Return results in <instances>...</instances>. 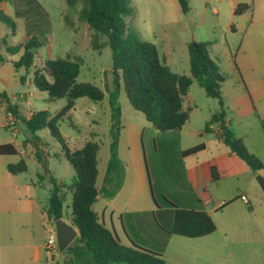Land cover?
<instances>
[{"label":"rangeland","instance_id":"374dc122","mask_svg":"<svg viewBox=\"0 0 264 264\" xmlns=\"http://www.w3.org/2000/svg\"><path fill=\"white\" fill-rule=\"evenodd\" d=\"M188 1L190 10L183 14L177 0H131L134 13L127 21L128 28L142 39L154 43L160 58L166 59L167 65L174 73L190 77L188 46L192 42H204L211 45V56L217 60L223 74V93H231V89L238 84L258 86L260 91L253 95V99L244 93L242 97L237 98L234 105L229 104L228 116L232 119L235 136L240 138L241 135L235 131L237 128L241 132H247L248 140H243L244 144L249 145L248 150L251 153L259 154L264 164V130L262 127L258 129L250 125L259 121L258 115L264 120V4H261L264 1L256 0L255 10L246 12L241 17H234L231 0ZM15 11L26 12V16L17 19ZM3 12L15 21L14 36H11V28L0 22V35L8 36L5 40L8 47L22 43L26 39L28 23L31 25V33L38 36L41 43L35 62L50 82L52 78L45 69V62L65 58L71 53L83 59L77 82L91 83L104 94L101 101H93L88 97L79 98L73 109L58 117L57 114L66 105L65 99L44 104L39 98L44 96L48 99L47 93L31 96L28 87L19 84V76L16 85H11L10 89L5 88L10 99L11 93L24 94L25 98L32 97V101L38 99L35 103L36 109L30 105L26 112L46 109L50 112L51 119L58 117L55 123L53 121L57 128L55 136L51 134L50 129H45L47 133L38 132L32 141L38 146L37 149L46 150L40 162L36 157L35 148L31 146L26 151L27 156L10 157L12 163L25 159L28 171L21 178L29 182L44 180L43 185L36 188V195L42 205H46L52 189L51 177L60 180L66 178L68 183L71 181L68 166H72L67 160L62 144L55 137L60 135L69 150L94 139L100 145L101 160L102 156L112 155L118 141L127 144L133 127H138V143L143 148L144 163L149 174L150 193L148 192L147 196L152 198L153 194L158 206L153 218L148 215L149 222L154 221L156 225L159 222L164 229L170 230L173 220L171 204L182 205L183 197L189 193L176 138L178 132L156 131L141 112L132 108L125 92L122 90L119 93L113 83L112 52L107 38L101 36L100 42L105 46L94 50L93 32L69 10L66 0H11V4L8 3ZM4 68L5 76L12 77L11 66L5 65ZM26 76L28 77V74ZM224 99L230 101L229 98ZM18 100L19 97L16 101ZM191 105L199 107L198 115H194L199 123L206 119L210 111H219L218 101L208 98L197 81H193L185 99V108L189 109ZM2 121L0 117V124ZM245 125L251 127L244 130L242 127ZM117 127H120V138ZM11 136L9 129L0 126V143L11 139L21 142L25 138L23 132L17 137ZM209 138L215 140L212 134ZM189 143L183 142V146ZM81 146L79 145V149L83 148ZM112 162L115 163V159ZM214 189H217L216 185L213 191ZM230 195L231 188L227 182L220 185L219 199L227 201ZM215 205L216 201L209 200L208 210ZM65 210L71 211L70 198L65 202ZM251 212L241 200L212 212L216 231L197 239L174 236V241H171L168 248L169 255L182 260L184 264H198L205 256L206 259L214 257L213 249L224 245H247L257 249V255L240 251L239 264H264V208H258L255 216ZM144 227H147L144 232L150 231V224L145 222ZM129 234L131 239L142 247L157 249L151 244L153 236L142 232L136 235L132 231H129ZM177 243H185L187 251L176 252ZM74 244L82 245L78 242ZM59 255L58 264H64L63 252ZM42 264H50L45 255Z\"/></svg>","mask_w":264,"mask_h":264},{"label":"trees","instance_id":"16d2710c","mask_svg":"<svg viewBox=\"0 0 264 264\" xmlns=\"http://www.w3.org/2000/svg\"><path fill=\"white\" fill-rule=\"evenodd\" d=\"M177 1L181 12L187 14L190 10L189 1ZM0 3H11V0H0ZM66 3L69 10L77 15L78 20L87 24L93 32L94 50H100L105 46L100 42L101 36L107 38L112 52L115 87L118 91L125 92L132 108L141 112L156 131H180L186 125L190 118V109H186L184 103L193 81L199 83L207 97L218 101V114L212 116L210 122L216 119L224 122L225 107L221 91L224 77L217 60L211 56L210 44L190 43L188 46L190 77L179 75L170 69L165 58H160L154 43L142 39L128 28L127 21L134 13L131 0H66ZM249 8L248 4L241 3L237 5L235 15L240 16ZM25 14L26 12H23L21 15ZM0 22L15 32L14 20L1 10ZM40 48L39 37L32 35L23 43L10 47L8 51L12 55L23 51L20 59L13 63L15 71L23 69L26 75L31 74L35 87L47 93L49 102L66 100L65 107L57 114L58 117L73 109L79 98L103 100L104 94L98 87L88 82H77L83 64V59L77 55L69 53L65 58L47 60L44 66L52 78L50 82L44 71L35 66ZM26 75L20 77L21 83H25ZM0 98L6 97L0 93ZM9 111L15 115L12 106L9 107ZM57 116L51 119L48 110H38L32 113L26 126L34 135L50 129L51 134L55 136L57 128L53 121L56 122ZM55 138L62 144L75 175L68 185L51 177L52 189L45 207L48 218L69 220L79 232L77 241L85 246L96 264H168L161 254L133 244L130 246L122 244L118 236L100 221L94 211L93 206L98 201L100 193L97 187L99 143L92 139L83 148L71 151L60 135ZM222 139L231 153L246 163L254 174L264 170L263 162L248 150L242 138L235 136L234 130L223 127ZM203 147L204 145H199L190 148L183 151V154L196 153ZM17 154L18 150L13 144L0 145V155ZM43 156L44 150H38L36 157L39 162ZM27 170L24 158L17 164L8 165V171L12 174ZM212 171L215 178V169ZM68 195H71L70 213L65 210ZM231 203L230 201L223 203L220 210ZM171 205L173 221L169 234L197 239L216 231V224L208 213ZM70 248L68 247L65 252Z\"/></svg>","mask_w":264,"mask_h":264},{"label":"crops","instance_id":"0c3cea01","mask_svg":"<svg viewBox=\"0 0 264 264\" xmlns=\"http://www.w3.org/2000/svg\"><path fill=\"white\" fill-rule=\"evenodd\" d=\"M241 3L250 6L247 12L255 10L257 6L256 0H231L230 4L233 8L234 17H236L235 9L237 5ZM261 4L263 5L264 2ZM7 5L8 3H0V10H5ZM17 12L18 11H15V17L17 19L26 16L21 15L22 13L19 15ZM243 14L239 17L243 16ZM27 30L26 39L33 35L30 31L31 25L29 23L27 25ZM11 36H14V32L11 33ZM7 37L8 36L2 37V35H0V93L6 97L5 99H0V101L3 102V104L0 103V117L3 119L0 126L9 129L6 127L5 123L7 112L9 111L8 109L12 106L15 113L16 137L23 132L25 138L21 142H16L11 139L0 143V145L11 143L18 150L17 155H0V264H42L44 255L48 260L47 254L44 251V243L51 225H54L53 219H49L45 212L46 205H42L40 198L36 195V188L43 185L44 180H42V182H35L34 180L29 182L21 178L25 172L12 174L8 171L9 164H17L12 163L10 157L19 155L27 156L26 151L29 146L35 148V153H37L38 150L40 151L39 148L37 149L38 146L32 142L36 135L32 134L26 126V122L32 115L29 110L26 112V109H28L30 105H32L33 109H36L35 103L38 99L32 101V97L25 98L24 94L16 95L14 93H11L12 99H10L5 88L10 89L11 85H16V79L17 76H19V84L27 86L31 96L35 94L42 95L43 93L35 88L31 74L28 75L25 83H21L20 77L26 75L25 71L21 69L19 72H16L13 63L20 59L23 51L15 55L10 54L8 51L10 47H8L6 42L4 43ZM4 64L11 66L12 77L11 75L9 77L5 76ZM35 66H38L36 62ZM22 71L24 73H22L23 75L21 74ZM121 91L122 90H120L119 93H121ZM259 91L260 89L258 86L255 87L253 84H238L231 89V93L225 94V92H222V99L225 107L224 122L219 119L210 122L212 116L218 114V110L216 109L214 113L210 111V114L206 115V119H204L202 123H199V121L196 120L197 118H194V115H198L199 107L196 105H191L189 107L190 118L186 125H184L180 131H177L178 134H176L186 183L189 189V193L182 199L183 204L179 207L204 211L213 219L212 212L220 210L223 203L230 201L232 202L231 204H233L238 200L242 201L241 197L245 196L249 201L247 206L249 210L252 211V215L255 216L258 208H264V192L256 180L259 174L264 177V170L254 174L246 163L235 154L231 153L230 148L224 144L222 139L223 127H227L231 130L235 129L232 119L228 116V105H234L237 98L242 97L244 93L253 99V95L255 96ZM18 97L19 100L16 101ZM224 98H229L230 101L228 102ZM39 99H41L44 104L49 102L44 96ZM38 110L46 109H37L35 111ZM20 111H22V113H19ZM258 120V122L250 125L258 129L262 127L264 130V120H262L259 115ZM209 122L210 124L207 125ZM245 126L242 127L244 130L251 127L249 125ZM139 129L138 127H133L128 136L127 144L126 142L118 141L114 152H111L112 155L102 156L100 160L99 151L97 187L100 193L98 201L94 204L93 209L100 218V221L118 236L122 244L127 246L133 244L142 247L140 243L131 239L129 231L134 232L136 235L141 232L146 233L153 236V243L151 244L153 248L157 249H145L163 255L168 264H184L182 260L171 257L168 252L169 245L171 241H174L173 237L176 235L169 234V230L164 229L159 222L158 225H156L154 221H152V223L149 222L148 215L153 218L158 206L154 200L153 194H151L152 198H148L147 196L148 192L150 193L149 174L147 166L144 163L143 148L140 147L138 143ZM9 130L12 135V129ZM116 130L120 138V127H117ZM235 131L241 134L240 138L248 140L247 132H241L239 128ZM43 132L47 133L45 130H43ZM210 134L214 135L215 140L209 138ZM96 136L97 135H95V137ZM11 137L14 138L13 135ZM186 141L190 143L183 146V142ZM79 145L81 146V144ZM79 145L71 151L79 149ZM84 145L85 142L82 143V146ZM199 145H204V147L196 153L189 155L183 154V151ZM246 147L249 149L248 144H246ZM45 153L46 150H44V154ZM253 154L261 159L259 154L254 152ZM113 159H115V163L112 162ZM72 169L73 168L68 166L70 180H72L75 175ZM213 169H215L216 172L215 178L213 176ZM57 180L67 185L71 183V181L68 183L66 178ZM225 182H227V185L231 188V195L227 201H222L219 199V188L220 185ZM214 185L217 186V189L213 191ZM67 198L71 199V195H68ZM151 199H153L154 202ZM209 200L213 202L216 201L215 207H212L210 211L207 207ZM65 220L69 222V220ZM145 222L150 224L149 232H144L145 228H147L144 227ZM152 224L154 226H151ZM77 238L69 246L71 248L63 252L62 257L64 264H96L83 244L80 246L74 244L78 242ZM186 247L185 243H177L175 249L176 252L182 253L187 251ZM212 251L214 252V257L206 259L205 256L198 264H239L238 258L240 251H248V253L251 252L249 254L257 255L258 250L252 249L251 246L247 245H224Z\"/></svg>","mask_w":264,"mask_h":264},{"label":"built area","instance_id":"2783aa9c","mask_svg":"<svg viewBox=\"0 0 264 264\" xmlns=\"http://www.w3.org/2000/svg\"><path fill=\"white\" fill-rule=\"evenodd\" d=\"M0 103H3V102L0 101ZM33 112L35 111H32V113ZM5 125L7 128L12 129V135L13 137H16L17 130L15 128V116L10 111L7 112V119H6ZM241 199L246 204H249V201L245 196H242ZM44 251L47 254L50 264H58L60 250L58 247L57 232L55 229V225H51L50 230L47 233L46 240L44 243Z\"/></svg>","mask_w":264,"mask_h":264},{"label":"water","instance_id":"95a60500","mask_svg":"<svg viewBox=\"0 0 264 264\" xmlns=\"http://www.w3.org/2000/svg\"><path fill=\"white\" fill-rule=\"evenodd\" d=\"M256 180L264 192V177L259 174L257 175ZM53 222L57 232L59 250L60 252H64L71 245V243L79 237V232L76 227L63 218L54 217Z\"/></svg>","mask_w":264,"mask_h":264}]
</instances>
